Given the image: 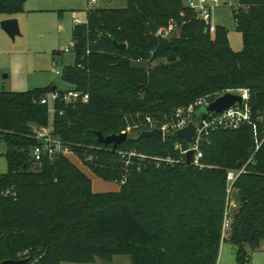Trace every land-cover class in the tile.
<instances>
[{
  "label": "trees",
  "instance_id": "16d2710c",
  "mask_svg": "<svg viewBox=\"0 0 264 264\" xmlns=\"http://www.w3.org/2000/svg\"><path fill=\"white\" fill-rule=\"evenodd\" d=\"M24 1L0 0V14L23 12ZM235 7L243 40L237 52L227 30L216 26L211 34L187 0H126L124 7L87 8L86 23L71 26L76 60L62 70V79L87 91L89 99L58 102L62 113L51 118L54 133L94 176L116 182L117 190L94 191L71 161L75 156L32 160L35 131L49 123L39 99L52 86L0 91V140L8 169L0 173V261L109 263L114 255H127L131 264H217L222 242L231 245L238 264L251 261L264 242V0H236ZM170 23L177 37L155 36ZM139 57L149 62H134ZM160 57L166 63L151 67ZM244 88L257 137L248 124L215 130L199 146L203 167L180 160L174 143L183 141L172 133L138 135L198 97L213 100ZM128 126H136L134 136L116 150L98 142L96 132L120 134ZM120 149L173 162L155 167L148 157L137 156L125 164ZM231 170L242 171L228 196ZM233 195L236 210L229 204Z\"/></svg>",
  "mask_w": 264,
  "mask_h": 264
},
{
  "label": "rangeland",
  "instance_id": "374dc122",
  "mask_svg": "<svg viewBox=\"0 0 264 264\" xmlns=\"http://www.w3.org/2000/svg\"><path fill=\"white\" fill-rule=\"evenodd\" d=\"M208 5L211 6L213 4ZM124 6H126V0H97L96 3H92L90 0H25L24 11L14 16L20 29V34L16 35L14 39H11L4 29L1 28L3 14H0V91H26L54 85L59 90L72 89V86L62 79L61 72L65 67L74 65L76 60L74 53L71 51V26L74 24L73 19L77 18L81 24H85L87 8H117ZM235 6L236 0H219L211 11V23L227 30V39H229L230 47L237 52L242 49L243 40L241 34L236 30L233 19ZM58 11H61L62 14ZM170 24L173 25L172 23ZM177 35L178 30L175 29L169 39L175 38ZM66 49L68 50L66 51ZM54 60L56 62L55 66ZM165 63V59L160 57L151 63V67ZM54 69L60 73L56 75ZM161 115L165 116L164 113ZM157 121L155 119V123H158ZM135 128L136 126H128L126 128L128 137L134 136ZM5 150L6 144L0 140V173H6L8 170L3 154ZM132 152L138 158L139 155L142 158L148 157L150 165L155 167L167 164L164 163L165 158L163 159L156 155L151 156L134 150ZM71 161L90 179L94 191H107L109 189L98 185L95 181L96 177L87 167L82 165L76 156L74 158L71 157ZM97 181L102 184L108 182L118 186L113 181L101 179ZM230 190L231 185L227 182L226 193L228 194ZM7 193H9V190H7ZM232 193L234 194V190H232ZM234 196L229 201V204L231 207L236 206L234 207V210H236L238 202ZM251 256L252 260L246 264H264V242ZM218 257L217 264H238L236 257H234V250L228 242H222ZM62 264H131V259L127 255H114L109 263L96 258L93 263L62 262Z\"/></svg>",
  "mask_w": 264,
  "mask_h": 264
},
{
  "label": "built area",
  "instance_id": "2783aa9c",
  "mask_svg": "<svg viewBox=\"0 0 264 264\" xmlns=\"http://www.w3.org/2000/svg\"><path fill=\"white\" fill-rule=\"evenodd\" d=\"M96 1L97 0H91V2ZM218 2L219 0H187V6L190 9L196 11L197 16L208 26V30L211 34L216 28V26L211 23V11ZM208 4L213 5L209 6ZM73 21L74 24H81L77 18H74ZM175 29L176 28L173 25L168 24V26L157 29L155 36L161 39L169 38L171 35H173ZM67 50L68 49H66V51ZM151 54L152 51H150L149 56H151ZM143 61L149 62V58L144 59L143 57H139L134 59V62L136 63H142ZM55 64L56 62L54 61V66ZM54 73L57 75L60 72L54 69ZM229 91L240 95L242 103H235L228 109L219 113H215L210 118L199 117L196 119V111H198V109L201 107L208 106L212 102L210 96H201L198 97V99H196L193 103H190L187 106H182V108L175 109L171 114V119L167 120V122L162 123L160 126L154 124L153 127H158L162 130L163 138L167 135V133H173L174 131L183 129V127L187 126L189 123L194 124L195 131L190 144H187L184 139H182L183 142L177 141L174 143V149L178 150L180 153V160L184 162L187 151L192 150L190 164L198 168L203 167L204 164L201 162L202 150L199 146L200 143L206 140L207 137L215 130L230 131L231 129H238L241 126L248 124L252 127L254 136L257 137V128L249 103V89H229L226 92ZM88 99L89 93L87 91L74 87L67 90H50L42 95V97L39 99V104L47 106L49 123L47 126L43 128H37L35 131V137L37 138L38 143L30 148L31 158L34 162H40L44 158L52 159L56 156H59V154L65 156H75V153L72 152L70 146L63 142L62 139L54 133L51 118L55 113H62V111L57 109L55 106L58 102L71 104L85 103L88 101ZM145 119L149 124H152V121L149 117H146ZM118 154L124 158L125 164H127L130 157H136L135 153H126L123 150L118 151ZM139 158H142V156L139 155ZM168 161L173 162L172 159H165V162ZM241 171L242 170L235 172L231 170L227 173L226 179L230 185L234 182L235 177ZM124 179L125 178L122 177L120 183H123ZM227 225L228 220L225 219L222 225L223 231L228 227Z\"/></svg>",
  "mask_w": 264,
  "mask_h": 264
},
{
  "label": "water",
  "instance_id": "95a60500",
  "mask_svg": "<svg viewBox=\"0 0 264 264\" xmlns=\"http://www.w3.org/2000/svg\"><path fill=\"white\" fill-rule=\"evenodd\" d=\"M1 28L7 33V35L14 39L16 35L20 34V29L18 28L17 19L15 17H9L7 19H3L1 21ZM120 48H125V44H118ZM56 86H52V90H55ZM235 103L241 104L240 95L234 92H225L216 96L212 102L205 107H201L196 111L195 117L198 119L199 117L210 118L215 113H219L223 110L228 109L230 106ZM195 127L193 123H189L187 126L183 127V129L174 131L176 137L184 139L187 144H190L192 141V137L194 135ZM140 137H158L163 138L162 130L158 127H152V129L142 130L138 134ZM96 136L99 143L102 144H111V150L114 151L116 148L121 145L122 142H125L128 138L126 131H121L120 134H109V135H101L100 132H96ZM192 156V150L187 151L184 164L190 166ZM26 259H4L0 261V264H23Z\"/></svg>",
  "mask_w": 264,
  "mask_h": 264
},
{
  "label": "crops",
  "instance_id": "0c3cea01",
  "mask_svg": "<svg viewBox=\"0 0 264 264\" xmlns=\"http://www.w3.org/2000/svg\"><path fill=\"white\" fill-rule=\"evenodd\" d=\"M91 1V0H90ZM97 2V1H96ZM96 2H92V3H96ZM23 10H24V7H23ZM15 15H9V16H6V15H3V17H2V19H7V18H9V17H14ZM55 61V60H54ZM57 89V88H56ZM96 177V176H95ZM96 180V182H97V184L98 185H101V187H103V188H109V189H107V190H117L118 189V186H115V185H113V184H111V183H108V182H106L105 184H102V183H100V182H98L97 180H99V178H95ZM97 186V185H96ZM252 260V259H251ZM256 260H258V259H256Z\"/></svg>",
  "mask_w": 264,
  "mask_h": 264
}]
</instances>
